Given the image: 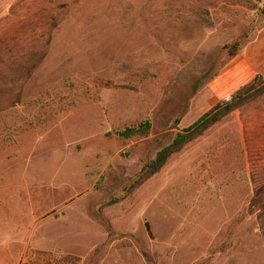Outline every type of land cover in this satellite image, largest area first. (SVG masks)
<instances>
[{
    "label": "rangeland",
    "instance_id": "1",
    "mask_svg": "<svg viewBox=\"0 0 264 264\" xmlns=\"http://www.w3.org/2000/svg\"><path fill=\"white\" fill-rule=\"evenodd\" d=\"M259 76L264 0H0V264H264V93L141 181Z\"/></svg>",
    "mask_w": 264,
    "mask_h": 264
},
{
    "label": "trees",
    "instance_id": "2",
    "mask_svg": "<svg viewBox=\"0 0 264 264\" xmlns=\"http://www.w3.org/2000/svg\"><path fill=\"white\" fill-rule=\"evenodd\" d=\"M243 36L232 40L225 44L223 48L227 50L229 58L240 53L245 45ZM107 86H113L114 83L108 79L105 82ZM117 86H127L125 84H116ZM264 93V77H256L247 87L232 94L231 97L220 101L208 111L204 112L194 123L187 126L183 131L177 132L173 140L163 146L156 154V156L141 169V181L148 178L152 174L158 172L168 161L172 154L182 150L188 143L192 142L201 136L207 129L214 124L220 122L227 115L242 107L246 103L255 99ZM179 119H176V122ZM151 122L147 120L139 126L125 127L119 131L120 135L131 136L139 133H148L151 128ZM148 232L151 234V227L149 222L146 223Z\"/></svg>",
    "mask_w": 264,
    "mask_h": 264
}]
</instances>
